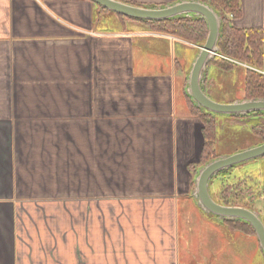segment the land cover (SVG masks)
Here are the masks:
<instances>
[{
	"label": "crops",
	"instance_id": "0c3cea01",
	"mask_svg": "<svg viewBox=\"0 0 264 264\" xmlns=\"http://www.w3.org/2000/svg\"><path fill=\"white\" fill-rule=\"evenodd\" d=\"M106 13L0 0V264H264L256 236L193 196L204 137L185 90L199 47L117 14L118 29L96 26ZM232 25L260 33L264 52V0H240ZM212 68L205 93L226 103L207 92H224ZM59 131H71L73 187L44 191Z\"/></svg>",
	"mask_w": 264,
	"mask_h": 264
},
{
	"label": "water",
	"instance_id": "95a60500",
	"mask_svg": "<svg viewBox=\"0 0 264 264\" xmlns=\"http://www.w3.org/2000/svg\"><path fill=\"white\" fill-rule=\"evenodd\" d=\"M103 10L128 19L158 22L180 17L198 18L206 22L208 37L205 44L199 47L188 74L187 94L195 105L214 115L226 117H247L264 113V100H244L233 103H220L211 99L203 90L205 73L211 62L219 57L218 42L220 39L221 18L208 5L198 1H182L169 6L140 7L117 0H91ZM264 158V143L248 148L231 156H222L208 162L202 167L195 179L193 196L202 211L224 221H242L249 224L258 239L264 254V222L255 211L244 207H230L216 202L210 194V183L224 172L242 164Z\"/></svg>",
	"mask_w": 264,
	"mask_h": 264
},
{
	"label": "trees",
	"instance_id": "16d2710c",
	"mask_svg": "<svg viewBox=\"0 0 264 264\" xmlns=\"http://www.w3.org/2000/svg\"><path fill=\"white\" fill-rule=\"evenodd\" d=\"M208 6H210L221 18V30H220V39L218 42L219 55L222 57H216L210 65L215 64L222 70H229L228 68L236 67L238 64L236 62L245 63L250 66L256 65L260 70H264V52H263V42L260 33L252 31H241L236 29L232 25V18H236L240 15V0H198ZM127 4L137 5L129 1H123ZM139 6V5H137ZM103 10L102 8H100ZM121 18H125L120 16ZM144 23L150 26L153 31L169 36L176 37L188 44H191L195 47H202L208 37V26L206 22L198 18H187L180 17L173 20L158 21V22H146L133 20ZM195 51L196 48H195ZM229 60H232L231 63ZM206 79V78H205ZM206 81V80H205ZM204 85V84H203ZM203 90L204 86H203ZM245 99L244 100H264V75L258 72L247 71L245 79ZM191 114L200 119L203 125V137H204V146L201 154L199 167H203L208 162L218 158L216 153V144H217V130H216V119L219 115L211 114L207 111L199 109L192 98L186 93ZM234 100H231L226 103H233ZM255 118L251 121L250 125L252 131L261 138L260 144L264 143V113H258L255 115H250L247 117H229L232 119H241V118ZM259 144V145H260ZM231 171L224 172L221 175H226ZM198 173V172H197ZM196 173V175H197ZM229 188V187H228ZM225 188L223 192H229L228 194L235 195L239 191H234L237 188L230 187L229 189ZM249 190V188H248ZM235 197V196H234ZM231 198V197H230ZM229 198V199H230ZM221 202H218L221 205L230 206V207H244L249 210H252L247 205H239L236 203L228 202L224 198L221 199ZM230 225L240 230L241 232L256 236L253 228L242 221H227Z\"/></svg>",
	"mask_w": 264,
	"mask_h": 264
},
{
	"label": "rangeland",
	"instance_id": "374dc122",
	"mask_svg": "<svg viewBox=\"0 0 264 264\" xmlns=\"http://www.w3.org/2000/svg\"><path fill=\"white\" fill-rule=\"evenodd\" d=\"M150 4L148 7H155V5ZM117 17L118 16H116L115 14L106 13L102 15V18L97 21L95 25H99V27L104 26L107 28L113 27L114 29H118L119 24ZM138 25L139 24L134 23L132 26ZM227 60L231 63L233 62L232 60ZM236 64H238V66L236 65V67L228 68L229 70H223L225 71V73L221 72L222 69H211V71H213L211 79L212 87H215L216 84H221L224 87V92L221 94H218L219 92L211 93L210 90L207 91L208 94L215 100H219L221 102H229L231 100L235 101L236 99H245V79L247 71L250 70L264 75V70H260L256 65L250 66L241 62H236ZM181 111L182 109L180 110V112ZM254 119L255 118L252 117L232 119L226 116H217V144L215 145V149L218 158L222 156H231L260 144L261 138L252 131L250 125L251 121ZM35 132L40 133L41 131ZM70 132L71 131H59V134L56 133L57 136H60V138L64 135L66 136L65 143L67 144V146L65 149V145H62L63 141L59 139V146H56V148L59 149V154L57 156L59 157V163L61 164V166L58 170L60 173L59 175H56V178L53 179V183H51V181H48L49 179L46 178L42 180L37 179L35 181L37 185L43 187L44 191H47V189L52 186H59L62 188L73 187V156L71 146L72 143H70L72 141L70 140L71 138L68 135V133ZM65 158L66 161H63L62 159L65 160ZM193 158H195V154L193 155ZM62 165H64L65 167ZM201 168L202 167H199L198 170ZM228 187L237 188L236 190H234L236 191V193L237 191H240L235 195L228 194L229 192H223V190ZM210 194L216 202H221V199L225 197L228 202L236 203L241 206H249L253 209V211L261 216L264 222V158L250 163L242 164L231 170V172L226 175L215 177L210 183ZM54 195L57 196L56 194ZM48 196L51 195L47 194V197Z\"/></svg>",
	"mask_w": 264,
	"mask_h": 264
}]
</instances>
